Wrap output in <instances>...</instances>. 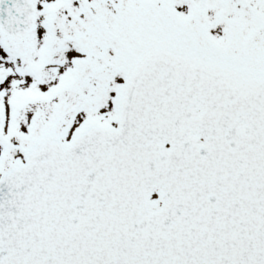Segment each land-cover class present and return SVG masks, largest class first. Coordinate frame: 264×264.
I'll return each instance as SVG.
<instances>
[{
  "label": "snow or ice",
  "instance_id": "obj_1",
  "mask_svg": "<svg viewBox=\"0 0 264 264\" xmlns=\"http://www.w3.org/2000/svg\"><path fill=\"white\" fill-rule=\"evenodd\" d=\"M0 264H264V0H0Z\"/></svg>",
  "mask_w": 264,
  "mask_h": 264
}]
</instances>
